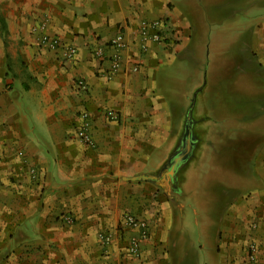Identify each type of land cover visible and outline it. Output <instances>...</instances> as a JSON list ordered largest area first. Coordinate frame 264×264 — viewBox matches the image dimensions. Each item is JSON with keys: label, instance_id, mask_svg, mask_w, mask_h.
I'll use <instances>...</instances> for the list:
<instances>
[{"label": "crops", "instance_id": "0c3cea01", "mask_svg": "<svg viewBox=\"0 0 264 264\" xmlns=\"http://www.w3.org/2000/svg\"><path fill=\"white\" fill-rule=\"evenodd\" d=\"M185 1L0 0V264H249V244L264 264V0H236L230 19L228 0H203L206 8L218 1L222 30L236 29L220 102L211 109L220 115L221 140L232 125L226 115L233 102L227 107L225 99L233 97L236 110H255L237 129L263 138L252 169L256 187L202 220L192 199L179 202L173 178L150 176L182 139L191 95L177 87L179 67L206 46L196 31L198 0ZM160 19L171 33L143 41L140 22ZM119 32L126 47L110 74L109 41ZM43 36L58 45L49 48ZM67 47L75 49L72 57ZM232 68L242 72L239 79ZM245 69L251 89L241 81ZM109 111L118 118L109 120ZM83 112L91 146L76 136ZM196 123L191 118V129ZM126 215L146 224L135 254L128 247L138 231L123 224ZM197 232L205 247L196 246Z\"/></svg>", "mask_w": 264, "mask_h": 264}, {"label": "rangeland", "instance_id": "374dc122", "mask_svg": "<svg viewBox=\"0 0 264 264\" xmlns=\"http://www.w3.org/2000/svg\"><path fill=\"white\" fill-rule=\"evenodd\" d=\"M235 1L228 0L225 4L229 19L234 14L233 11L236 8ZM203 2V0H198L196 4L198 15L201 16L200 21L202 25L201 29L196 31L206 36V46L204 45L200 56H197L195 61L189 62V64L187 62L181 63L179 67L181 80L179 85H177L178 89H184L185 91L188 89L190 92L191 97L188 106L190 105L192 96H194V104L191 110V118L197 121L196 129H191L194 149L191 157L177 170L172 182L180 190V194L177 196L179 202H185L187 198L192 199V202L196 206L197 219L201 218L203 220L204 217L207 220L209 214L212 215L220 209L223 211L226 203H230L240 195H244L247 191L256 187L257 182L254 179L252 169L256 151L263 138L251 137L248 135V131H245V133L237 129V122L243 116L249 115L255 110L253 108L240 110L241 106L236 110L238 104H236L233 97H228L224 100L225 105L226 102L227 107L232 102L233 104L229 110V114L226 116L228 117L229 124L232 122V125L228 132V139H220V115L216 113V109H211V107H217L220 102L217 88L219 89L222 85L220 77L225 73L223 72V68H225L223 67L225 65H223L224 60L227 56H230L232 49L235 48H232V46L236 41V29L225 31L220 28L221 17L225 14L221 16V8L217 4L218 1L214 2L211 8L210 6L206 8L207 6L205 7ZM180 8L187 11L186 7L181 4ZM205 16L208 18L206 21ZM245 38L249 40V34H246ZM232 69L230 74L239 79L242 72L238 68ZM247 73L245 69L241 81L245 88L251 89L254 87L253 78ZM187 79H189L188 84ZM195 85L197 87L193 90L192 87ZM240 86L238 87L240 88ZM225 88L227 87L224 85ZM227 90L229 89L227 88ZM230 111L232 114H230ZM185 132L184 126L182 138ZM178 149H182V141L179 142L174 152ZM167 160L168 157L163 165L164 167L170 166ZM159 173L162 176L164 172L161 170L150 176L158 177ZM188 182L195 184L196 189L192 188L189 190L186 188L185 184ZM206 182H209L212 186H208L207 188L201 187ZM204 198H206L208 203H203ZM188 209L190 215L189 223L195 229L194 220L196 216L194 214V207L188 206ZM194 239L196 246L203 245L205 247V236L203 233H195ZM200 255L202 257V254Z\"/></svg>", "mask_w": 264, "mask_h": 264}, {"label": "built area", "instance_id": "2783aa9c", "mask_svg": "<svg viewBox=\"0 0 264 264\" xmlns=\"http://www.w3.org/2000/svg\"><path fill=\"white\" fill-rule=\"evenodd\" d=\"M139 29L141 32V36L143 41L151 42V43H158L164 40V34L167 32L171 33V29L169 28L168 23L163 20H152V21H142L139 24ZM42 43H47L49 48H54L58 45V40L55 38L48 39L47 37L43 36L40 38ZM109 46L112 49V54L109 57V73L113 74L119 70L120 66V56L119 53L126 47V43L124 41L123 34L119 32L116 34L111 40L109 41ZM142 49H145V44L142 45ZM75 53V49L72 47H67L65 49V56L72 57ZM94 56L98 59H103L104 54L102 50L96 49L94 51ZM78 88L85 90V85L82 81L77 82ZM109 120H116L118 118L117 114L109 111L106 114ZM81 124L77 130L76 136L78 140L87 146H91V139L88 134V114L86 112L81 113L80 115ZM123 224L131 229H135L138 231V236L136 238L131 239L128 252L129 254H135L138 251L139 241L144 239L146 235V224L144 221L137 220L132 216L126 215L123 218ZM99 239L104 242H109V235L108 234H100ZM248 250V261L249 264H257L255 258L253 257L252 253L255 250L254 244H249L247 246Z\"/></svg>", "mask_w": 264, "mask_h": 264}, {"label": "water", "instance_id": "95a60500", "mask_svg": "<svg viewBox=\"0 0 264 264\" xmlns=\"http://www.w3.org/2000/svg\"><path fill=\"white\" fill-rule=\"evenodd\" d=\"M194 96H192V99L190 101V105L186 114V121H185V135L182 138V143H183V147L182 149H178L176 152H174L172 154V156H170L168 158V162H170L173 158L175 159L174 164L172 166H166V167H162L161 170H163V172L168 176V177H173L175 176L177 170L183 165V163H185L190 157L191 154L193 152V142L192 139L190 137L191 135V110L193 108V100ZM161 175L160 173L158 174V176ZM155 177V176H154ZM152 177V178H154ZM159 178H161V176H159Z\"/></svg>", "mask_w": 264, "mask_h": 264}, {"label": "flooded vegetation", "instance_id": "af4514ba", "mask_svg": "<svg viewBox=\"0 0 264 264\" xmlns=\"http://www.w3.org/2000/svg\"><path fill=\"white\" fill-rule=\"evenodd\" d=\"M192 135H190V137H191ZM192 139V138H191ZM182 147H183V143H182ZM175 159L173 158L169 163H170V166H172L173 164H174V161ZM174 177V176H173ZM173 177H171L170 179H172Z\"/></svg>", "mask_w": 264, "mask_h": 264}, {"label": "trees", "instance_id": "16d2710c", "mask_svg": "<svg viewBox=\"0 0 264 264\" xmlns=\"http://www.w3.org/2000/svg\"><path fill=\"white\" fill-rule=\"evenodd\" d=\"M0 23H1V26H2V27H4V24H3V22H2V21H0Z\"/></svg>", "mask_w": 264, "mask_h": 264}, {"label": "bare ground", "instance_id": "6f19581e", "mask_svg": "<svg viewBox=\"0 0 264 264\" xmlns=\"http://www.w3.org/2000/svg\"><path fill=\"white\" fill-rule=\"evenodd\" d=\"M203 210V209H202Z\"/></svg>", "mask_w": 264, "mask_h": 264}]
</instances>
